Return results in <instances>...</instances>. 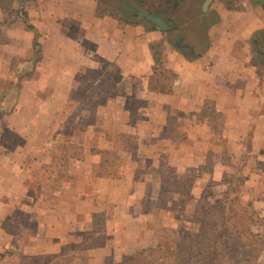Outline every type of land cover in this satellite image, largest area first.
I'll return each mask as SVG.
<instances>
[{"label":"rangeland","instance_id":"rangeland-1","mask_svg":"<svg viewBox=\"0 0 264 264\" xmlns=\"http://www.w3.org/2000/svg\"><path fill=\"white\" fill-rule=\"evenodd\" d=\"M239 1L220 0L231 6H239ZM37 2L0 0L3 105L14 68L23 72L16 82L12 111L0 116L4 130L0 142V264H264V161L249 163L245 151L240 157L233 155V147L220 135L207 139L211 145L195 147L197 156L191 164L173 166L163 149L158 162H152L139 152L137 135L103 128L104 116L97 112L111 96L105 72H90L65 102L57 83L29 82L25 75L35 77L40 70L35 71L37 67L30 63L22 67L20 62L40 54L41 36L32 23V18L40 19ZM202 2L189 5L190 11H199ZM28 10L32 18L27 16V22L34 30L26 27L23 18ZM164 84L167 89L168 83ZM125 102L133 123L149 113L147 100ZM17 108L20 113L12 118ZM53 115L54 126L59 123L57 131L56 127L46 129ZM172 122L162 137L185 143V133ZM88 125L94 128L90 138ZM147 138L149 142L153 139ZM89 141L96 146H87ZM106 141L110 144L104 147ZM84 170L90 171V178ZM18 172L17 181L23 180L30 191V206L11 203L7 194L15 188ZM98 177L109 180H91L85 187V181ZM74 190L85 193L73 201L72 195L78 197ZM237 195L235 208H244L247 216L230 217L241 224V232L244 229L241 241L234 245L232 239L224 251L227 243L222 240L217 249L206 247V237L213 236L219 223L214 201L229 205ZM68 201L79 208L94 205V211L77 212L72 210L75 205L60 209ZM83 222L80 227L74 225Z\"/></svg>","mask_w":264,"mask_h":264},{"label":"crops","instance_id":"crops-1","mask_svg":"<svg viewBox=\"0 0 264 264\" xmlns=\"http://www.w3.org/2000/svg\"><path fill=\"white\" fill-rule=\"evenodd\" d=\"M203 2L199 11L191 12L189 5L197 0H38L35 10L40 19L32 18L31 5L27 16L41 36L40 54L34 63L40 73L29 75L28 81L57 83L65 102L90 72H105L111 96L97 112L104 116L103 128L137 135L139 152L152 162H158L163 149L173 166L191 164L197 156L195 147L211 145L212 140L207 139L220 135L233 147V155L240 157L245 151L249 163L264 161V3L240 0L239 6H231L211 0L203 10ZM99 6L117 14L107 11L98 15ZM142 11L161 17L168 29L160 30L140 15ZM155 52L161 57V66L174 75L163 92L149 85ZM112 75L117 78L112 80ZM129 99L147 100V116L133 123L131 109L125 106ZM172 120L185 133V143L162 137ZM53 121L54 115L47 130L56 127L57 131L59 123L54 126ZM217 130L220 132L215 135ZM87 132L90 138L93 125L87 126ZM109 144L106 141L104 147ZM87 146L96 144L89 141ZM89 170L84 173L90 178ZM18 174L13 180L15 188L7 194L11 203L30 206V191L23 180L17 181ZM106 179L91 178L85 187L91 180L100 183ZM82 193L76 191L78 197L72 195L73 201ZM72 206L77 212L94 211V205L79 208L69 201L60 209Z\"/></svg>","mask_w":264,"mask_h":264},{"label":"trees","instance_id":"trees-1","mask_svg":"<svg viewBox=\"0 0 264 264\" xmlns=\"http://www.w3.org/2000/svg\"><path fill=\"white\" fill-rule=\"evenodd\" d=\"M180 1H185V0H180ZM169 4H170V2H168V5ZM109 9L110 8H107L105 6H99L97 8V14L101 15L103 12H107V11H110V13H109L110 15L115 16L117 14V12L114 9H112V10L111 9L109 10ZM23 18H24V21L27 22V14L25 12L23 13ZM26 27L28 29L34 30L33 26L31 24H29L28 22L26 24ZM34 45H36V43H34L33 46ZM34 60L36 61V58L28 60V61L23 60L20 62V65L22 67L25 66L26 64H29V63H30V66L32 64L34 65V62H35ZM154 63H155L154 74L151 78L152 80L149 82V85H151V87L157 91H160V92L166 91L167 89H166L164 83L167 84L168 82H171L174 79V75L161 66L162 65L161 57L159 54H156V52H155ZM15 66H17V65H15ZM19 69L20 68H14V70H13V73L15 75L13 76V78L10 81L11 83L9 85L10 86L9 91L7 92V95L5 96V99H4V105L2 104V102H0V116L1 117L12 111V107H13V104L15 102L16 93H17L16 82L19 81V78L23 73V72H20ZM28 76L29 75H25V77H28ZM1 117H0V142L2 141V137H3L2 135H3V131H4L2 126H1ZM236 201L239 202V196L238 195L229 200V205H226V203H223L220 200L214 201V204L216 205V212H217L216 213L217 215L215 218L218 219L219 223H217L216 224L217 226L214 228V231L212 234L213 236L206 237V239H205L206 247L208 244V247L210 249H211V247H213V249H217V247L219 245L217 243H220V241L222 240V243H227L226 245H223L224 248L221 249L222 251H224V250L228 249V244L231 243L232 239L234 241V245L238 244L241 241L242 233L244 232V229H243V232H241L239 230V227H238L241 224L238 225L235 222H232L230 216H232L233 219L236 218V220H240L241 216L245 217V216H247V213H246L244 208L243 209L235 208ZM207 212L209 213L210 216L212 215L209 210ZM226 215H229V217H227ZM222 220H224V222H222ZM230 221H231V223H230ZM227 223H228V226H227ZM243 223H245V222H243ZM255 237H256V235H255ZM207 240H209L212 243V246H211V243ZM234 250H235V247H234ZM218 254H219V252H218ZM231 259L232 258L229 259V262L234 263ZM222 260L224 262L226 261V260H224L223 256H222Z\"/></svg>","mask_w":264,"mask_h":264},{"label":"water","instance_id":"water-1","mask_svg":"<svg viewBox=\"0 0 264 264\" xmlns=\"http://www.w3.org/2000/svg\"><path fill=\"white\" fill-rule=\"evenodd\" d=\"M211 2V0H204L203 2V10H206L207 5ZM141 16L149 19L151 22H153L160 30H166L168 29V24L159 16H153L151 14H149L146 11H142L140 13Z\"/></svg>","mask_w":264,"mask_h":264}]
</instances>
